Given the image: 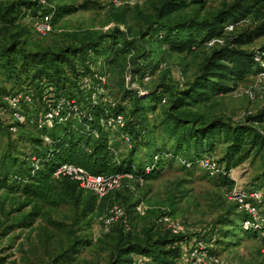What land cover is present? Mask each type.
I'll return each instance as SVG.
<instances>
[{"label":"rangeland","instance_id":"rangeland-1","mask_svg":"<svg viewBox=\"0 0 264 264\" xmlns=\"http://www.w3.org/2000/svg\"><path fill=\"white\" fill-rule=\"evenodd\" d=\"M15 1L0 0V7ZM113 1H36L32 11L21 9L10 19L13 22L0 19V40H8L15 34L30 49L56 48L74 44L85 34L109 32L113 28H119L129 39H133L145 29L141 13L152 14L160 0L136 3L117 0L118 4ZM232 1L204 0L203 9L191 6L182 14L204 17ZM60 6H69L72 10L57 15L59 19L50 23L51 30L46 35L40 34L36 24L48 9ZM253 25L251 19L235 26L229 25L220 41L211 40L183 53H165L163 49H156L154 42L145 37L135 44L136 53L149 49L152 51L151 61L160 60L159 65L146 76L132 74L127 57L104 67L100 62L104 54L92 55L91 69L105 73L99 77L102 86H99L98 94L104 103L121 102L125 105L128 101L123 100L125 92L130 91L127 97L134 101L133 90L145 91L161 83L168 84L173 90H180L198 73L200 64L213 49L224 45L226 38L250 30ZM262 45L264 36L244 48L257 49ZM145 64L146 68L151 67L149 61ZM261 64L264 68V63ZM25 82V86L21 87ZM0 88V103L6 108L0 116V159L7 152L26 158L34 150L28 139L39 137V131L35 123L30 122L20 125L17 131L9 130L10 124L16 122L14 113L23 111L22 104L18 101L15 109H11L9 104L2 103V96L20 89L33 92L35 85H30L28 79L23 77L8 79L0 71ZM98 94H94L93 99ZM23 96L22 92L21 98ZM26 103L30 106V112L35 113L36 108L28 100ZM145 103L147 109L136 118L141 126L148 128L149 135L156 138L160 136L154 131L160 113L157 108L152 109L151 101L146 100ZM193 109L205 118H221L231 123L243 122L247 116L264 112V70L246 75L238 81L235 90L212 95L208 101L196 104ZM261 129L264 133V123ZM125 136H114L117 152L122 155L129 154L133 145L131 141H126ZM155 142L162 143L161 139ZM165 144L169 146L167 142ZM224 150L225 145L217 144L211 155L220 159ZM147 152L141 148L134 157L144 160ZM178 158H166L159 172L146 181L126 175L122 187L104 200H97L92 211H86L84 202L78 203L70 197L58 201L55 206L44 207L42 215L30 227H21L18 222L31 211L32 205H26L19 192L0 189V264H107L117 247L127 241L155 244L169 238L176 240L167 244L166 248L179 249L176 264H264V255L260 252L264 240L257 233L252 237L248 235L249 231L243 228L240 219L246 214L233 199L235 191L240 189L264 191V155L254 156L228 172V177L234 182L232 188L221 183L222 175L209 176L199 161L187 168ZM221 167L225 171L224 164ZM89 196L91 194L84 191L82 200L89 199ZM261 205L264 213V201ZM115 206L123 210V215L108 224L107 219ZM172 226L182 229L177 231Z\"/></svg>","mask_w":264,"mask_h":264},{"label":"trees","instance_id":"trees-1","mask_svg":"<svg viewBox=\"0 0 264 264\" xmlns=\"http://www.w3.org/2000/svg\"><path fill=\"white\" fill-rule=\"evenodd\" d=\"M36 1L17 0L0 7V19L12 21L10 19L21 9L30 12L36 7ZM191 6L203 9L204 0H160L152 14L141 13L145 29L133 39L119 28H113L109 32L85 34L74 44L56 48L30 49L15 34L8 40H0V71L3 76L8 79L23 77L30 85H35L33 92L36 93H30L31 106L36 108V112L32 114L30 106L22 104L23 113L30 114L27 117L38 119L58 102H65L51 126L40 129L35 126L39 137H29L34 150L26 158L7 152L0 159V189L19 192L25 204L32 205L31 211L18 222L19 226L30 227L42 215L44 207L55 206L67 197L78 203L84 202L86 211L95 208L99 199L94 194L89 192V199L82 200L85 190L79 188L77 182L55 176L62 164H74L95 175H131L146 181L159 172L169 156L186 158L193 166L205 155L212 154L217 144H223L225 150L218 162L224 164L225 171L215 176L222 175L221 183L232 188L234 182L228 177V172L254 156L264 155V133L261 129L264 112L247 116L243 122L231 123L221 118H205L193 109L212 95L235 90L238 81L246 75L264 70L261 64L264 63V45L257 49L244 48L264 36V0H233L204 17L182 14ZM71 10L69 6L53 7L44 15L50 16L54 22L59 15ZM246 19L253 20L255 25L250 30L226 38L224 45L213 49L200 64L198 73L182 89L173 90L168 84L161 83L145 91L133 90L134 101L127 97L130 91L125 92L123 100H128L125 105L121 102L107 104L101 100L99 77L105 73L91 69L92 55L104 54L100 58L104 67L127 57L132 74L146 76L152 73L160 60L152 62L149 49L136 53L135 44L141 39L149 37L155 48L163 49L165 53H183L211 40L220 41L227 26H235ZM146 61H149L150 68H146ZM84 77L89 78V88L83 87ZM19 92L27 91L20 89L6 94ZM94 94H98L95 99ZM146 100L151 101L152 109L157 108L160 113L154 128L160 136L156 138L149 135L148 128L141 126L136 118L147 109ZM118 114L126 118L124 127L117 128L108 123ZM120 134L131 138L133 145L129 154L117 152L114 136ZM156 139H161L162 143L156 144ZM141 148L148 151L144 160L134 157ZM146 167L150 170L146 171ZM240 219L243 222L245 217ZM248 235L252 237L256 233L249 232ZM175 240L163 239L155 244L127 241L117 247L107 264H135L136 255L148 257L150 263L176 264L179 249L166 248Z\"/></svg>","mask_w":264,"mask_h":264},{"label":"built area","instance_id":"built-area-1","mask_svg":"<svg viewBox=\"0 0 264 264\" xmlns=\"http://www.w3.org/2000/svg\"><path fill=\"white\" fill-rule=\"evenodd\" d=\"M41 3H44L45 0H37ZM129 3H136L141 0H128ZM114 4H118L117 0L113 1ZM51 19L50 16L45 15L41 17L40 22L36 24V29L40 34L46 35L51 30ZM83 87L89 88L90 81L89 78L84 77L82 79ZM24 96L21 98L22 92L17 94H6L2 96V103L9 104L11 109H15V106L18 104V101L21 104H27L26 100L29 103L32 101V94L30 92H23ZM19 97V100H18ZM165 101V99H163ZM65 102L60 101L51 110L46 113L44 116L33 119L29 118L21 113L17 112L14 113L16 116V122L10 124L9 130L17 131L18 127L23 123H35L37 128H42L43 126H51L52 120L54 117L59 115L60 110L63 108ZM6 111V108L0 105V116ZM19 113V114H18ZM23 115V116H22ZM126 118L123 114H118L114 118H111L108 123L113 127H124ZM48 140L47 137H45ZM126 141H131L129 135L126 134L125 136ZM132 142V141H131ZM158 156L154 158L157 159ZM179 162L187 167L191 168L192 163L188 161L186 158L179 157ZM199 164L202 169H204L209 176H215L217 174L223 173V169L221 164L218 162V158L216 159L211 154L205 155L200 161ZM149 167H146V171H149ZM55 176L57 177H68L69 179L78 183L79 188L94 194L99 200L107 196L108 194L120 189L122 187V180L124 179V175L121 174H112V175H95L91 174L86 171L84 168L74 165V164H62L58 167L55 172ZM141 179V178H140ZM233 199L236 204L244 211L246 214L245 219L242 222L243 228L249 232H255L261 235L262 239L264 240V213L262 212L260 206L261 203L264 201V191L261 189H240L235 191L233 195ZM123 215V210L115 206L112 209L111 215L107 219V223L110 224L116 220H118ZM180 231L182 228L180 226H172ZM261 254L264 255V244L260 250ZM135 264H146L150 261V259L146 256L136 255L134 257Z\"/></svg>","mask_w":264,"mask_h":264}]
</instances>
